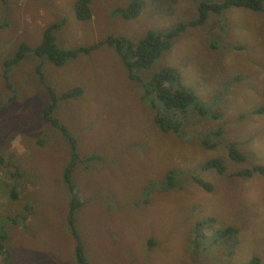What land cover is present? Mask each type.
I'll use <instances>...</instances> for the list:
<instances>
[{"label": "rangeland", "instance_id": "1", "mask_svg": "<svg viewBox=\"0 0 264 264\" xmlns=\"http://www.w3.org/2000/svg\"><path fill=\"white\" fill-rule=\"evenodd\" d=\"M75 1L0 0V22L6 24L0 27V202L4 205L0 229L9 225L4 227L9 249L0 253V264H78L67 224L71 193L64 178L72 161V140L42 116L49 95L60 96L76 85L83 95L59 99L55 115L77 138L82 155L97 151L102 157L93 168H86L79 158L74 168L86 201L76 216L88 260L215 264L211 257L222 256V247L198 259L192 246L196 220L215 217V226L233 222L246 242L258 226L255 213L264 208V177L233 175L264 163V113L255 112L264 105V9L233 6L211 13L204 23L178 34L148 70H139L146 79L164 67L179 68L183 84L192 87L207 107L206 117L188 108L184 133L164 136L152 125L154 109L143 100L140 84L129 77L115 46L99 45L62 65L27 52L5 75L4 62L19 43H35L43 38L39 32L45 27L70 18ZM131 1L94 0L90 23H77L71 30L67 19L63 28L70 33L56 30L57 44L70 49L109 35L138 39L152 29L169 30L198 17L199 4L206 0H140L138 15L125 18L116 9ZM63 8L67 11L61 12ZM142 130L153 134L147 137L160 139L148 154L128 148L133 132ZM214 142L218 145L210 148ZM229 142H236L244 160L228 157ZM209 158H221L226 173L203 169ZM167 164L183 167L184 173L177 176L178 187L161 192L154 182L163 180ZM190 175L208 180L214 189L190 185L185 181ZM148 187L153 204L141 209L136 203ZM13 188L19 197L11 202L7 194ZM114 200L122 202V210H109ZM210 226L201 228L200 239L213 232ZM256 245L258 249L260 244ZM251 247L252 243L242 252L237 250L232 262L244 264ZM260 254L264 264V253Z\"/></svg>", "mask_w": 264, "mask_h": 264}, {"label": "trees", "instance_id": "2", "mask_svg": "<svg viewBox=\"0 0 264 264\" xmlns=\"http://www.w3.org/2000/svg\"><path fill=\"white\" fill-rule=\"evenodd\" d=\"M91 2V0H76L74 2L75 16L78 20L87 21L92 18L93 11ZM233 6L262 10L264 9V0H206L199 4L198 17L188 22H182L169 30L152 29L149 30L146 35L138 39H132L123 35H109L95 45L78 46L70 49H66L57 44L58 39L55 35V31L60 28L62 29V27L67 23V18H65L52 23L46 28L39 45L33 46L27 44V42L22 43L18 51L4 62L5 75H7L6 72L8 70H11L13 66L18 65L21 62V58L24 57L27 52H33L40 58L45 57L55 65H62L65 64L68 59L76 60L75 58L79 56V53H90L93 49L99 47V45L108 44L115 46L124 61L129 77L140 84V87L143 90V100L154 109L155 113L151 119L152 125L157 127L160 133L164 136L173 134L182 135L186 129V123L183 120V116L186 111H188V108H196L202 114H206V111H208L206 107L198 101L196 91L189 85L183 84L182 71L177 67H164L159 72L146 79L142 77L139 70H148L165 50L172 47L174 38L181 32L185 31L189 26L202 24L207 20L211 13H221L225 9ZM140 9V0H132L127 7L122 6L116 10L125 18H132L138 15ZM3 25L6 24L3 23ZM83 93L84 91L81 89V86L76 85L75 87L65 91L60 96L49 95V103L43 109L42 116L45 121L53 126V129H58L64 137L72 140V161L66 167L64 172V178L71 193L70 213L67 224L69 230L74 236V254L76 261L78 264H93L90 257V260H88L86 256V242L76 216L77 210H81L84 205H86V201L80 195V187L74 178V168L79 158L84 161L86 168H93L94 165L98 164L102 160V157H99V152L97 151L91 152L88 156L82 155L77 148V138L70 133L69 128L55 115L59 99L71 97L78 98L82 96ZM255 112L261 114L264 113V105L257 108ZM220 131L222 130L219 128V131L216 133L218 134ZM151 132L154 134L152 130ZM151 132L148 130H142L140 132L134 131L128 148H137L138 152L148 154L155 148L157 143L160 144V139L156 137H147L153 136ZM210 134H214V131L212 130ZM42 140L43 139L40 138L39 143L42 142ZM228 157L232 161L237 162L244 160L245 155L239 150V148L236 147L234 142H230ZM173 160L174 159H170L169 163L173 162ZM168 164L163 175V180L156 179L154 182V186L158 187L161 192H167L178 187L177 176L184 173L183 167L175 165L168 167ZM206 167L216 169L219 172H223L226 168L221 158L211 159ZM255 173L264 176V164H256L252 167L243 168L237 172V175L241 177H251ZM11 174L14 175L13 172H11ZM185 181L190 183V185L199 183L208 191L213 189L208 182L196 175L187 176ZM136 185H140V182L137 181ZM134 191L138 192V186L134 187ZM151 194L152 191L150 188H146L144 191V197L136 203L137 207L142 209V206H147L148 204L152 205L153 198L151 201ZM130 196L131 194L128 197ZM7 197L11 199L12 202L13 200L18 199L19 194L15 191V188H13V190L7 194ZM1 206L4 205L0 202V207ZM122 208L123 204L120 200H114L109 206L110 211H120ZM255 216L258 220V226H255L253 238H248L246 242L242 241L243 235L241 228L238 225L233 224V222H226L229 224L215 226L217 220L215 217H206L197 220L193 228V235H195L193 239L195 241L192 240V246L198 253V259L206 258L209 253L216 254V249L222 247L221 251L223 250V255L220 257H217L218 255L211 257L212 261L215 264H234L231 259L235 255L236 251L238 250V252H242L243 250H246L244 249L245 246L248 248L252 243L250 253L254 254L251 257L250 253L247 254L245 257L246 262L244 264H260L263 258L260 253H264V208L259 209V213H255ZM11 219L15 222L14 217ZM209 225L213 228V232L208 235L207 238L200 239L201 228L206 229ZM7 239L9 240V235L7 231L1 227L0 253L9 249ZM257 243L260 245L258 249H255V247H257ZM150 245L151 247L153 246L151 242ZM11 253L12 252L10 250V255L8 254L7 258L11 256ZM198 259L194 258V261L198 262Z\"/></svg>", "mask_w": 264, "mask_h": 264}, {"label": "clouds", "instance_id": "3", "mask_svg": "<svg viewBox=\"0 0 264 264\" xmlns=\"http://www.w3.org/2000/svg\"><path fill=\"white\" fill-rule=\"evenodd\" d=\"M92 2H91V7H92V11H93V13H94V10H93V5H94V0H91ZM73 5H74V2H71ZM62 11H67L66 9H62L61 10V12ZM69 13V17L70 18H68V17H66L67 19H70V26H71V30H72V27H73V25H75V24H77V23H82L84 26H87L89 23H90V21L93 19V18H91V19H89V20H87V21H80V20H78L77 18H76V16H75V12H68ZM73 17H75V19L74 20H71ZM7 23H9V22H7ZM3 26V23L2 22H0V27H2ZM45 30H46V27L43 29V31L42 32H39V33H43L44 34V32H45ZM62 31L64 32V33H66V34H69L70 32H68V31H66L63 27H62ZM38 33V35H40ZM102 39H104V38H102ZM102 39H99L98 41H96V42H93V43H91V44H88V45H86V46H91V45H95V44H97V43H99ZM41 40H42V37L40 36V39H38L37 40V42H35V43H29V42H27V41H23V42H21V43H19V45L12 51V53L13 54H15L17 51H18V49H19V47L22 45V43H24V42H27V44H29V45H35V46H37V45H39L40 43H41ZM14 47V46H13ZM12 47V48H13ZM62 47V46H61ZM97 48H99V47H97ZM97 48H95V49H93L90 53H92L94 50H96ZM38 58H40V57H38ZM175 67V66H174ZM138 83V82H137ZM142 94H143V91H142ZM206 107V106H205ZM207 108V107H206ZM185 116H186V114L183 116V120L185 121ZM216 115H214L213 116V118L215 117ZM205 117H206V114H205ZM220 133H218L217 135H219ZM235 144H236V142H234ZM218 144H217V142H214V143H212L210 146V148H216V146H217ZM229 145H230V142L227 144V149H228V151H227V154H229ZM236 147H237V144H236ZM238 148V147H237ZM211 159H215V158H209V159H207L205 162H203V164H202V168L203 169H213V168H210V167H206L207 165H208V162L211 160ZM225 164V163H224ZM256 164H264V163H256ZM256 164H254V165H256ZM253 165V166H254ZM225 170L223 171V172H220V173H226V171H227V166H226V164H225ZM252 167V166H251ZM240 170H242V169H240ZM240 170H237V171H235V172H233V175L234 176H238L237 175V172L238 171H240ZM219 172V171H218ZM258 175H260V176H262V177H264L263 175H261V174H258ZM253 176H255V175H253ZM238 177H241V176H238ZM252 177V176H251ZM242 178H245V177H242ZM76 181V180H75ZM204 181H206V182H208L212 187H213V185H212V183H210L208 180H206V179H204ZM76 183L78 184V182L76 181ZM78 186H79V184H78ZM213 189H214V187H213ZM80 195H81V192H80ZM197 221V220H196ZM3 224V223H2ZM5 226H3V228H4ZM1 230V229H0ZM152 241V243L153 244H156L157 245V243H158V241L155 239V237H153V239L151 240ZM7 263V262H6Z\"/></svg>", "mask_w": 264, "mask_h": 264}]
</instances>
